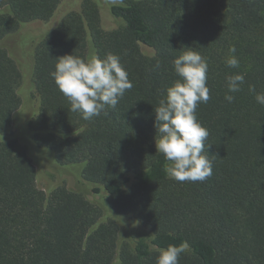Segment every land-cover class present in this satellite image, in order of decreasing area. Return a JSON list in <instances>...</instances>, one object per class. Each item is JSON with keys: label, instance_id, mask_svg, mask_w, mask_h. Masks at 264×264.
I'll return each instance as SVG.
<instances>
[{"label": "trees", "instance_id": "1", "mask_svg": "<svg viewBox=\"0 0 264 264\" xmlns=\"http://www.w3.org/2000/svg\"><path fill=\"white\" fill-rule=\"evenodd\" d=\"M63 0H0V40L49 23ZM121 25L105 30L100 0H82L40 38L33 83L38 110L26 136L59 167H78L99 197L60 184L37 187V169L19 146L14 118L23 75L0 47V264H157L160 249L187 242L179 264H264V0H103ZM235 47L238 68L226 64ZM199 51L209 65L210 99L197 107L213 162L205 181L164 172L155 107L180 79L173 61ZM118 55L133 87L115 109L84 120L51 73L57 58ZM245 75L229 93L227 77ZM233 95L229 103L225 95ZM157 136V137H156ZM152 233L123 236L121 218Z\"/></svg>", "mask_w": 264, "mask_h": 264}, {"label": "clouds", "instance_id": "2", "mask_svg": "<svg viewBox=\"0 0 264 264\" xmlns=\"http://www.w3.org/2000/svg\"><path fill=\"white\" fill-rule=\"evenodd\" d=\"M188 49L173 61V70L180 79L167 89L166 97L155 107V127L159 135L156 148L166 161L171 162L164 166L169 178L179 182H203L212 175L213 162L204 154L210 133L199 122L197 107L211 98L207 85L209 65L199 51L192 47ZM229 51L233 55L226 60L227 66L238 68L235 47ZM51 76L69 99V110L79 112L84 120L99 116L106 106L115 109L126 91L133 87L120 57L112 53L104 58L93 54L87 59L64 55L57 58ZM244 82L243 73L229 75L228 92H239ZM249 92L255 93L257 103L264 105V93H257L254 86H249ZM225 99L231 103L235 97L226 94ZM188 248L187 242H182L160 249L157 264H179L181 254Z\"/></svg>", "mask_w": 264, "mask_h": 264}, {"label": "rangeland", "instance_id": "3", "mask_svg": "<svg viewBox=\"0 0 264 264\" xmlns=\"http://www.w3.org/2000/svg\"><path fill=\"white\" fill-rule=\"evenodd\" d=\"M103 3L101 16L102 25L105 30H113L121 25L118 19L111 16L107 4ZM121 4L120 0H116ZM82 0H63L55 17L49 23H33L22 26L15 33L0 40V47L7 50L9 55L17 62L23 75V82L20 87V95L23 104L14 118L13 130L17 138L20 139L19 146L28 151L29 157L34 159L37 169V187L45 192L54 187L63 184L71 189H82L88 194L90 200L99 199L92 187L83 183L78 167H59L53 161L49 153L36 152L32 147L28 136H26V126L28 119L38 110L39 98L33 83L34 53L37 43L45 33L52 30L63 16L71 11L79 10ZM92 54H90L89 58ZM120 225L123 230V236L134 233L138 238L149 242L152 239V233L133 221L131 218H121Z\"/></svg>", "mask_w": 264, "mask_h": 264}]
</instances>
